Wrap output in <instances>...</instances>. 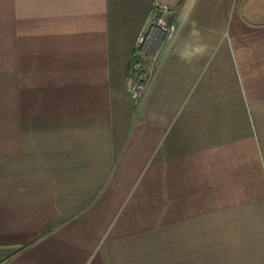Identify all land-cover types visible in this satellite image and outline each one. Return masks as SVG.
Returning <instances> with one entry per match:
<instances>
[{"label":"crops","instance_id":"crops-1","mask_svg":"<svg viewBox=\"0 0 264 264\" xmlns=\"http://www.w3.org/2000/svg\"><path fill=\"white\" fill-rule=\"evenodd\" d=\"M0 264H264V0H0Z\"/></svg>","mask_w":264,"mask_h":264},{"label":"built area","instance_id":"built-area-1","mask_svg":"<svg viewBox=\"0 0 264 264\" xmlns=\"http://www.w3.org/2000/svg\"><path fill=\"white\" fill-rule=\"evenodd\" d=\"M151 18L147 29L137 38L132 64L129 69L127 91L134 104L138 103L145 85V80L135 79V73L141 67V57H145L147 53L152 52L154 55L153 60H155L161 45L170 40L176 32V21L170 7L154 4Z\"/></svg>","mask_w":264,"mask_h":264},{"label":"rangeland","instance_id":"rangeland-1","mask_svg":"<svg viewBox=\"0 0 264 264\" xmlns=\"http://www.w3.org/2000/svg\"><path fill=\"white\" fill-rule=\"evenodd\" d=\"M153 58L154 55L152 52L147 53V55L144 57H141L140 63L141 67L138 72L135 73V79H141V80H146L149 73L150 69L152 68V63H153Z\"/></svg>","mask_w":264,"mask_h":264}]
</instances>
